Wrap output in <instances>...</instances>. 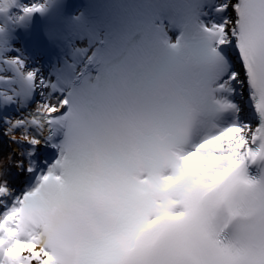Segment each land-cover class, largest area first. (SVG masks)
<instances>
[{"label": "snow or ice", "instance_id": "1", "mask_svg": "<svg viewBox=\"0 0 264 264\" xmlns=\"http://www.w3.org/2000/svg\"><path fill=\"white\" fill-rule=\"evenodd\" d=\"M46 7L0 2L11 70L0 135L18 148L0 169V264H264V228L224 233L201 209L227 203L238 182L259 187L247 173L264 169V0H187L201 38L195 106L169 95L175 57L127 80L120 68L94 83L82 69L49 78L15 31ZM245 90L254 113L236 102ZM136 107L145 131L121 149L113 129ZM12 168L26 190L8 182Z\"/></svg>", "mask_w": 264, "mask_h": 264}, {"label": "clouds", "instance_id": "2", "mask_svg": "<svg viewBox=\"0 0 264 264\" xmlns=\"http://www.w3.org/2000/svg\"><path fill=\"white\" fill-rule=\"evenodd\" d=\"M175 57V63L168 72V92L175 103L195 106L197 104V80L200 63L192 49L178 51L171 57L154 54L130 53L118 73L123 79H131L144 63H161ZM140 109L134 110V118L120 123L113 129L116 146L121 149L132 148L145 131V122L139 115ZM83 140V134L80 137ZM250 164L247 179L259 182L258 188H251L243 183L235 185L231 199L225 203L218 200L201 205L202 212L221 232L238 233L248 227L257 230L264 228V179L254 177Z\"/></svg>", "mask_w": 264, "mask_h": 264}, {"label": "bare ground", "instance_id": "3", "mask_svg": "<svg viewBox=\"0 0 264 264\" xmlns=\"http://www.w3.org/2000/svg\"><path fill=\"white\" fill-rule=\"evenodd\" d=\"M1 1H2V0H0V2H1ZM36 1H37V0H23L24 3H28V4H31V3L36 2ZM2 143H3V144L1 145V147H4V146H6V145H8V146H9V145H12L13 147H14V146H17V145L14 144V143H13V144H12V143H6L5 141H3ZM15 149H16V148H15ZM7 156H8V153L2 152V154H1V157H2L1 160L3 161L4 164L7 163ZM4 166H5V165H4ZM4 166H3V167H4ZM2 169H3V168H2ZM11 171H12V172H14V171L16 172V169H15V168H12ZM21 175H22V174H19V179H20V176H21Z\"/></svg>", "mask_w": 264, "mask_h": 264}]
</instances>
